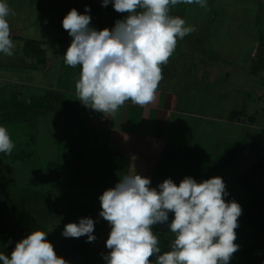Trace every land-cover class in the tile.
I'll list each match as a JSON object with an SVG mask.
<instances>
[{
	"label": "crops",
	"instance_id": "obj_1",
	"mask_svg": "<svg viewBox=\"0 0 264 264\" xmlns=\"http://www.w3.org/2000/svg\"><path fill=\"white\" fill-rule=\"evenodd\" d=\"M218 1L219 9L215 7ZM5 2L15 12V17L9 15L7 19L11 37L18 38L13 54L19 56L20 64L16 67L12 63L9 69L6 65L9 62L0 60L3 70H0V94L12 89L23 92L18 87L38 88L39 84L26 81L24 75L31 78L32 72L48 71L53 51L57 53L65 45L70 46L72 37L63 28L62 20L71 9L85 14V8H90L86 14L91 17L90 27L96 30L111 29L122 17V13L114 9L112 0L106 7L102 6V0ZM206 3L207 8L193 3L184 4L182 9L179 4L176 5L178 9H170V15L182 19L192 15V21L188 22L196 30L178 41L168 63L162 65L163 79L156 101L143 107L126 101L114 115H105L82 104L84 122L81 130L91 140L88 145L103 144L98 146L108 150L107 153L115 152V163L129 160L130 166L132 149H136L135 156L138 155L136 162H144L149 160V149L160 151L166 145L189 147L202 155L226 157V164L212 177L219 175L230 163L247 162L237 180L242 187L241 193L245 194L241 177L255 164L264 166V0H206ZM25 40L37 42L43 56L25 55ZM58 55L63 63L64 54L60 51ZM80 71V66L72 67L69 75H63L61 81L65 86L60 88L51 84L45 89L40 85L45 90L42 95L59 92L62 98V94L73 93L70 96L74 101L69 102L73 108L79 99L75 85ZM68 83L75 84L67 87ZM204 126H212L213 134L218 136L217 149L213 152L195 142V136ZM100 135L101 142L97 141ZM99 160L94 158L101 172ZM137 166L132 169L138 171ZM135 173L145 175L135 171L130 174ZM119 176L125 175L122 172ZM237 200L240 205L245 202L241 198ZM247 233L253 235V231Z\"/></svg>",
	"mask_w": 264,
	"mask_h": 264
},
{
	"label": "clouds",
	"instance_id": "obj_2",
	"mask_svg": "<svg viewBox=\"0 0 264 264\" xmlns=\"http://www.w3.org/2000/svg\"><path fill=\"white\" fill-rule=\"evenodd\" d=\"M114 9L126 13L111 29L90 27L91 17L71 9L62 20L72 37L64 62L80 66L75 88L83 105L105 115H114L126 101L147 106L156 101L163 79L162 65L177 47L178 40L194 32L193 26L179 16L170 15L178 4H198L207 8L206 0H112ZM109 0H102L107 6ZM9 15L15 12L0 0V52L13 55ZM15 144L8 130L0 126V153L11 154ZM139 174L123 176L113 188L99 197V215L111 231L106 240L110 251L106 264H229L239 249L235 243L241 206L226 201V185L219 176L200 183L185 177L179 185L165 179L158 188ZM169 213L173 214L170 223ZM168 224L175 239L170 251L161 254L153 227ZM95 222L81 218L65 225L64 237L93 235ZM150 257H155L150 260ZM3 264H68L57 256L44 231H33L16 243L11 256L0 252Z\"/></svg>",
	"mask_w": 264,
	"mask_h": 264
},
{
	"label": "rangeland",
	"instance_id": "obj_3",
	"mask_svg": "<svg viewBox=\"0 0 264 264\" xmlns=\"http://www.w3.org/2000/svg\"><path fill=\"white\" fill-rule=\"evenodd\" d=\"M213 2L212 4H214ZM178 6L179 9L185 7L183 3ZM175 7L178 9L177 6L171 7V9L175 10ZM215 7L219 9V1ZM211 8L214 9V6L212 5ZM126 15V13H122V17L117 21L124 19ZM191 16L189 14L188 17H184L187 25H190L188 20L192 21L193 17ZM11 39L16 47L18 38L11 37ZM67 48L68 46L65 45L63 49H58L57 53L61 51V54H65ZM46 51L49 54L50 49L48 48ZM57 53L53 51L51 68L48 71L32 72L30 73L32 74L31 78L24 75L26 81L36 82L39 86L38 88L18 87L22 89L23 93L37 97L45 93L41 86H44L45 89H49L51 84L55 85L54 88L65 86L61 79L64 77L63 75L70 74L69 70L72 67L66 65L64 61L61 63L59 61L61 56H57ZM18 58L19 56L16 54L6 56L0 52V60L9 62L6 64L9 69L12 63L16 67L20 64ZM0 70L3 71L2 67ZM8 74L10 75L9 72ZM73 84L68 83L67 87H73ZM70 94L73 95V93L62 94L61 98L58 92V98L52 99V103H49L48 100L38 102L37 104H41V106L36 105L39 107L36 113L28 112L25 118L15 124L0 118V126L6 127L15 144L11 154L0 153V252L9 258L17 242L26 238L33 231L39 230L47 233V240L54 246L57 256L64 258L68 264H106L104 256L110 251L106 247V240L111 226L99 215L101 211L99 197L105 190L115 187L123 177L119 176L122 172L124 175H130L131 171H135L140 174L144 173L145 175L142 177L149 178L150 173L148 174L147 171L152 170V165L158 158V150L155 148L150 151L149 149L147 156L149 160L136 162L138 155L135 156L136 149H132V165L130 166L129 160L115 163V152L107 153L108 150H103L102 146H98L99 143L97 146L88 145L87 143H90L91 140L87 139V133L81 130V125L84 122L82 102L78 99L75 102L76 105L73 104V108L70 107L69 102L74 101V97ZM213 131L212 126H204L202 132L195 136V142L203 144L206 149H211L210 152L217 149L216 145L219 141ZM81 134L85 136H81ZM102 140V135H100L97 141L101 142ZM105 148L107 149V147ZM98 150L100 152L97 155ZM213 155L212 157H215ZM95 157L101 159L98 162V165L103 168L101 172L98 171L97 162L94 161ZM46 161L55 163L57 167L60 166V169L51 167L47 172L46 169L42 170V165ZM121 163L123 164L121 165ZM135 165H138V171L132 169ZM185 165V163H181L179 166L183 169ZM245 165L247 162L230 163L223 168L219 175H216L221 177L226 185L227 195L224 197L226 201L234 200L239 204L237 199L241 198L243 201L246 198L247 194L241 193L242 187L237 181L238 176L244 171ZM27 183L32 184L30 189ZM160 183L161 181L157 184ZM153 186L154 183L151 182L150 187ZM74 206H81L90 212L89 214L86 212L84 217L91 218L95 222L93 235L96 239L94 241L88 242L87 236H84L81 243L76 241H81L82 237L66 238L62 235L66 224H78L81 219L75 217L73 211L70 215V210ZM65 215H68V218ZM170 216L168 223L172 219ZM153 231L155 232L154 228ZM247 232L245 230L236 234L235 243L239 245L240 249L250 243L264 248V235H258L262 232L253 231V235ZM161 238L162 240H158L161 254H163L171 250L170 244L175 237L169 231ZM257 253L256 250L249 249L246 254L251 257ZM245 258L240 256L237 251L231 260H236L241 264ZM154 259L155 257H150V260ZM0 264L3 262L0 261Z\"/></svg>",
	"mask_w": 264,
	"mask_h": 264
},
{
	"label": "trees",
	"instance_id": "obj_4",
	"mask_svg": "<svg viewBox=\"0 0 264 264\" xmlns=\"http://www.w3.org/2000/svg\"><path fill=\"white\" fill-rule=\"evenodd\" d=\"M23 51L27 56L32 55L37 58L43 56V51L38 47L37 42L34 41L25 40L23 43ZM56 98H58V94L56 95L54 93H46L44 95H40L39 97H29L25 96L20 90L12 89L6 94H0V118L8 121L9 123L15 124L17 121H21L25 118L28 112L36 113L39 108L36 107V105L41 106V104H37L38 102L48 100L49 103H52V99ZM157 153L158 158L153 164V168L149 175L150 181L154 183L153 188H158L157 183L160 181L162 183L165 179H171L175 184L179 185L181 180L185 177H192L197 181V183H200V181L202 182L203 180L212 178L213 174L220 171L227 161V158L224 156L212 157L209 155H202V153L194 149H183L178 146H164L162 150ZM181 163L186 164L183 169L179 166ZM51 167L54 169H60V166L57 167L55 163L46 161L42 165V170L46 169L47 172L51 169ZM263 178L264 166L260 163L255 164L241 177V183L247 195L244 199L245 202L243 205H240L242 208V215L238 218L239 226L235 230L236 234L245 230L264 232ZM27 184H29L28 188L30 189L32 184ZM72 211L75 217L79 218H85L84 215L86 212V214L90 213L87 209L82 208L81 206H74V208L70 210V215ZM169 215L173 218L172 213H169ZM65 216L68 218V215ZM153 228L157 237H159V240H162L161 237L165 236V234L170 231L167 223L155 225ZM156 230L158 231L156 232ZM83 237L84 236H82L81 241L77 240L76 242L82 243ZM249 249L256 250L258 253L255 256L249 257L248 254H246ZM238 251L240 256L243 258L247 257L241 261V264L242 262L243 264H264V248H261L259 245L250 243L243 246L241 249L239 248ZM229 264L239 263L232 259Z\"/></svg>",
	"mask_w": 264,
	"mask_h": 264
}]
</instances>
